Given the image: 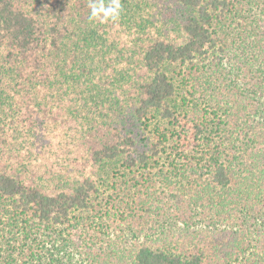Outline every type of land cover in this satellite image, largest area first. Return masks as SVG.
Returning a JSON list of instances; mask_svg holds the SVG:
<instances>
[{
    "label": "trees",
    "instance_id": "16d2710c",
    "mask_svg": "<svg viewBox=\"0 0 264 264\" xmlns=\"http://www.w3.org/2000/svg\"><path fill=\"white\" fill-rule=\"evenodd\" d=\"M0 264H264V0H0Z\"/></svg>",
    "mask_w": 264,
    "mask_h": 264
},
{
    "label": "clouds",
    "instance_id": "9594fccd",
    "mask_svg": "<svg viewBox=\"0 0 264 264\" xmlns=\"http://www.w3.org/2000/svg\"><path fill=\"white\" fill-rule=\"evenodd\" d=\"M118 9H119V3L116 2L115 3V8H109L107 10V12L105 13V17H107L109 14H111L112 18L115 19L116 18V12H117ZM102 10H103V6H101L100 9H97L95 6H93V9H92L93 16L98 15V11H102Z\"/></svg>",
    "mask_w": 264,
    "mask_h": 264
}]
</instances>
